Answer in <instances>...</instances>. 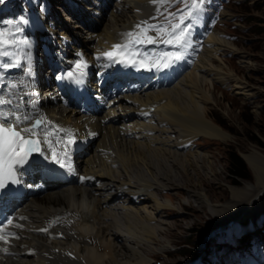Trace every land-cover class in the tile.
Here are the masks:
<instances>
[{
	"label": "bare ground",
	"instance_id": "obj_1",
	"mask_svg": "<svg viewBox=\"0 0 264 264\" xmlns=\"http://www.w3.org/2000/svg\"><path fill=\"white\" fill-rule=\"evenodd\" d=\"M72 2L80 8L72 10L75 17L67 13L65 21L76 24L69 27L55 16L57 22L53 20L64 29L52 40L62 45L61 50L71 57L70 51H81L87 61L106 68L102 57L105 58L107 48L119 39H130L127 34L133 32L129 29L144 17L136 9L137 1L124 2L123 9L117 12L105 8L109 1ZM9 3L6 1L5 5ZM151 7L143 12L146 16L154 13ZM21 12L19 7L17 16ZM223 15L226 16L225 11ZM80 21H84L85 27ZM78 30L85 35L80 38ZM76 42L80 43L75 45ZM225 50L240 54L217 31L210 36L193 68L186 73L182 70L174 83L173 79L164 81V86L171 84L169 87L150 88V92L136 99L138 105H118L92 118L76 108L65 112V122L86 142L83 155L78 158L79 170L94 180L87 185L51 184L45 192L25 203L20 237L8 245L13 254L0 256V264H151L153 259L148 254L154 249L150 244L166 243V236L171 235L166 230L168 222L164 213L171 208L181 210V204L189 201L182 198L181 203L175 204L171 198L162 199L160 191L170 190L175 196L180 195L195 176L201 177L202 169L208 178L214 176L210 156L203 152L214 142L205 141L196 148L193 144L204 138L223 142L231 138L229 132L212 120L210 105L221 102L212 85L227 86L232 91L229 87L232 81L233 93L249 100L261 94L234 70L226 71L227 64L221 56ZM56 52L53 50L50 55ZM16 56L22 58L23 54L17 51ZM240 56L246 69L257 67L247 55ZM61 62L68 60L63 58ZM44 77L41 72L40 79ZM91 88L99 90L95 82ZM140 106H146L151 115ZM152 106L154 109L150 110ZM130 109H135L138 116H128ZM170 145L179 152L172 151ZM246 159L254 169L255 185L229 186L234 198L227 205H214L201 184L199 189L189 191V196L200 209L225 222L237 220L238 217L230 218V214L244 205L242 209L253 217L259 196L264 192V158L253 152ZM175 167H178L176 171ZM118 239L122 248L119 251ZM118 255H125V260H119Z\"/></svg>",
	"mask_w": 264,
	"mask_h": 264
},
{
	"label": "rangeland",
	"instance_id": "obj_2",
	"mask_svg": "<svg viewBox=\"0 0 264 264\" xmlns=\"http://www.w3.org/2000/svg\"><path fill=\"white\" fill-rule=\"evenodd\" d=\"M64 1L66 3L69 2L68 0ZM64 1L62 0V2ZM151 5V0H137L136 9L145 17L146 13L144 14L143 12H146ZM56 10L62 15L59 18L65 23L64 20L67 13L60 6L56 7ZM225 13L226 16L223 15L218 32L232 43L233 47L237 49L236 51L247 55L250 59L248 60L257 66L255 69L248 70L241 62L240 54L225 50L226 53H222L221 56L227 64L224 65L226 71L228 69L234 70L240 79L257 87L261 94L249 100L242 95L233 93L232 87L234 83L232 81L229 83L232 91L227 86L218 84V87H216V85H212L213 92L221 100L219 104L210 105L212 120L229 132L231 138L227 142L204 138L197 140L193 144L196 148L199 144L205 143V141L211 140L214 142L212 147L204 148L206 150L203 151L210 156L214 176L208 178L205 173L206 171L202 169L203 176L201 175L200 178H196L195 176V179L187 185V190L181 191L180 195L175 196V193H172L170 190L160 191L162 199L171 198L175 204L181 203L182 198L189 201L181 204V210L171 208L164 213L163 216L167 220L169 227H166V230L171 235L166 236L165 234L166 239H168L166 243L165 241H160L154 243L156 246L153 243L150 244L152 246L151 249H154L153 253L148 254L153 259L151 264H182L185 261H191L192 256L187 255V253H190L192 250H197V252L200 250L207 253L204 256L202 255V259L205 261L209 255V250L218 246L217 243L221 238L220 236L216 237L215 233L213 234L215 228L233 220L225 222L218 219L212 212L200 209L199 205L193 201L188 192L194 188L199 189V184H201L202 190L215 202L214 205L225 206L234 198L229 190V186L243 188L246 185L250 187L255 185L256 175L246 158L251 156L253 152H258L264 158V0H234L225 9ZM169 19L171 20V17ZM67 24L71 27L76 23L68 22ZM80 31L78 30V36L81 38L85 34ZM200 40V38L196 39V42H198L196 45L197 51L203 45V42ZM247 56L244 57L246 58ZM177 138L175 141H177ZM169 147L173 149L169 148L172 151H178L172 145ZM229 152H239L244 158L249 169L248 179L234 180L230 177L228 170ZM175 168L176 171L178 167ZM196 179L199 180L198 183ZM259 200L257 212L253 217L248 210L242 209L246 206L244 205L231 213L230 218L238 217L237 221H239V224L241 220L249 218L253 220L259 219L264 212V192L259 196ZM241 210L244 212H239ZM236 214L238 215L236 216ZM239 227H241V224ZM262 229H264V226ZM236 232H239V228H236ZM119 240H117V245H119L117 246V251L122 250V248H119L121 246V241ZM160 240H163V238ZM237 243L239 248L235 250L236 253L245 251L246 256L250 259L259 255L256 248H254L248 239L241 238ZM124 256L118 255V259L123 261L126 258L123 259Z\"/></svg>",
	"mask_w": 264,
	"mask_h": 264
},
{
	"label": "snow or ice",
	"instance_id": "obj_3",
	"mask_svg": "<svg viewBox=\"0 0 264 264\" xmlns=\"http://www.w3.org/2000/svg\"><path fill=\"white\" fill-rule=\"evenodd\" d=\"M153 4H164L171 3V0H151ZM184 10L180 15L177 16L176 13H169V17L177 20L176 23H172V20L166 18V24L164 25H153L149 24L147 21H142L140 24L136 25L140 32L136 34L134 38L135 43H156L157 39L147 35L149 31H155L157 37L160 38V42L170 45L179 51L175 52H163L157 58H145L143 60L137 61L132 59L131 63H139L142 67L146 68H157L163 69L169 67V65L178 61L182 58L183 50L189 46L190 43V30L192 27L191 21H193L198 12L201 9L203 0H183ZM159 11V8L157 9ZM155 19V17L153 18ZM186 21L188 23H186ZM25 21L20 20L19 23H24ZM5 25H10L16 28V31H19V28L16 27V23L12 20L3 21ZM129 37H133V33L127 34ZM131 42V41H130ZM17 43L14 38V34L7 29H0V56L9 55L7 48L15 45ZM114 49H125L129 48V45H114ZM109 59L113 58L114 52L104 53ZM134 56L135 53H132ZM83 57L80 61L76 62L75 73L69 72V78L78 79L80 76L84 75V69L87 68V63L82 62ZM7 66V65H6ZM4 101L0 100V104H3ZM39 123V122H37ZM36 125H33L32 128H25L22 130H17L15 126L5 127L4 124L0 123V187H3L5 182L11 181L16 182V173L17 166L24 165L28 157L34 152L39 150V140L32 139V136H36L37 133L34 131ZM27 133L28 135H23ZM49 134H45V143L49 144V147L52 149V156L58 163H61V166H64V163L57 155L54 148H52V143L47 139ZM57 143L71 144L73 143L71 134L68 135L66 141H58ZM66 151L64 155H66ZM8 225L12 224L11 220L7 221ZM0 241L8 243L6 235H4L3 228H0ZM7 249H5L6 251Z\"/></svg>",
	"mask_w": 264,
	"mask_h": 264
},
{
	"label": "trees",
	"instance_id": "obj_4",
	"mask_svg": "<svg viewBox=\"0 0 264 264\" xmlns=\"http://www.w3.org/2000/svg\"><path fill=\"white\" fill-rule=\"evenodd\" d=\"M228 170L230 177L234 180L248 179V166L239 152H229L228 153ZM197 250H192L187 255L194 257Z\"/></svg>",
	"mask_w": 264,
	"mask_h": 264
}]
</instances>
